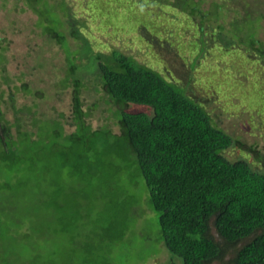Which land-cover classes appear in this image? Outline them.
<instances>
[{
	"label": "trees",
	"instance_id": "obj_1",
	"mask_svg": "<svg viewBox=\"0 0 264 264\" xmlns=\"http://www.w3.org/2000/svg\"><path fill=\"white\" fill-rule=\"evenodd\" d=\"M26 1L38 16L36 25L42 34L64 52L66 73L58 87L71 91L74 130L65 132L60 119L37 118V112L28 106L12 105L13 118L8 119L1 105L4 92H0V264H62L61 251L75 253L81 245L76 231L84 218L75 215V206L64 204L66 193L71 196L73 192H64V171L58 170V158L62 140L67 147L76 136L79 143L96 133L80 98L86 79L114 106L119 133L111 138L126 143L129 149V156L119 159L137 169L128 170L131 182L137 175L142 178L141 186L145 184L147 208L157 215L159 246L181 264H264V172L254 170L246 160H229L225 152L236 147L263 168L264 154L218 128L201 104L160 72L116 51L104 54L96 50L81 31L84 26L69 12L60 15L49 0ZM121 2L134 7L130 10L137 19L136 28H146L144 23L150 25L154 17L162 22L163 15L175 22L199 17L198 57L209 50L208 32L203 27L206 14L199 2ZM59 6L65 11L64 1ZM220 7L213 1V15ZM254 36L239 44L247 48L257 43ZM70 38L78 42L77 49H71ZM26 86L22 84L30 91ZM131 104L151 112L128 111ZM25 116L32 117L28 125ZM114 167L118 170H112L111 177L127 171ZM115 237V243L122 240L120 234L108 239ZM167 264L178 262L170 258Z\"/></svg>",
	"mask_w": 264,
	"mask_h": 264
},
{
	"label": "rangeland",
	"instance_id": "obj_2",
	"mask_svg": "<svg viewBox=\"0 0 264 264\" xmlns=\"http://www.w3.org/2000/svg\"><path fill=\"white\" fill-rule=\"evenodd\" d=\"M62 1L65 11L59 6ZM213 1L221 4L215 15ZM194 2H199L206 14L203 27L208 32L206 43L210 44L209 50L199 57V17L185 16L175 22L163 15L162 22L157 23L154 17L150 25L143 22L146 28L144 25L136 28L137 19L130 10L134 7L121 0H49L48 3L56 6L60 15L69 12L78 20L79 26H84L81 31L96 50L104 54L116 51L160 72L201 104L218 128L264 154V0ZM39 6L36 3L35 7ZM37 17L26 0H0V92H4L1 105L8 119L13 118L12 105L28 106L37 112V118L60 119L65 132H71L74 130L71 91L58 87L66 73L64 52L42 34L36 25ZM105 20L108 22L101 26L100 22ZM141 35L145 38L140 39ZM250 35H255L252 38L257 43L247 48L239 44V40L246 42ZM77 43L69 39L71 49H77ZM22 84L30 91L23 89ZM85 84V88H80V98L84 110L89 112L88 123L96 133L79 143L76 136L67 147L62 140L58 158V170L64 171V192H73L71 196L66 193L64 204L75 206V215L80 213L84 218L76 231L81 236L77 237L81 245L76 246L75 253L64 248L62 264H73L72 261L167 264L170 258L181 264L164 246L163 249L159 246L157 215L147 208L145 184L141 186L142 178L137 175L131 182L128 173L137 169L131 168L128 160L119 159L124 154L129 156V149L126 143L111 138L119 133L112 112L114 106L105 101L103 92L94 88L90 79ZM128 107L131 112H151L141 105ZM24 119L28 125L32 117ZM225 156L232 161L246 160L254 170L264 172L252 155L236 147L228 149ZM114 165L127 171L111 177L112 170H118ZM115 181L119 188H115ZM118 234L121 241L115 243L116 237L108 239Z\"/></svg>",
	"mask_w": 264,
	"mask_h": 264
}]
</instances>
